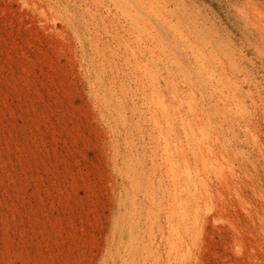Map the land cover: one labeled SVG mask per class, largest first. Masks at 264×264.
I'll list each match as a JSON object with an SVG mask.
<instances>
[{
	"label": "rangeland",
	"instance_id": "obj_1",
	"mask_svg": "<svg viewBox=\"0 0 264 264\" xmlns=\"http://www.w3.org/2000/svg\"><path fill=\"white\" fill-rule=\"evenodd\" d=\"M99 1L0 0V264H99L105 253L117 208L114 172L107 128L88 94L92 50L84 40L94 21L104 36L111 26L85 11L112 16L125 2ZM167 1L233 54L246 92L250 85L264 96V0ZM119 15L114 25L125 24ZM243 140L237 146L247 153L254 147ZM252 153L239 154L237 168L250 171L264 195V158ZM242 191L252 211L264 208L252 188ZM212 210L195 264H264L261 232L243 210L234 203Z\"/></svg>",
	"mask_w": 264,
	"mask_h": 264
},
{
	"label": "bare ground",
	"instance_id": "obj_2",
	"mask_svg": "<svg viewBox=\"0 0 264 264\" xmlns=\"http://www.w3.org/2000/svg\"><path fill=\"white\" fill-rule=\"evenodd\" d=\"M122 1L112 16L85 11L111 26L104 36L94 21L84 40L92 50L88 94L107 128L117 204L99 264H195L207 212L228 203L258 227L264 247V208L252 211L242 186L264 195L250 171L237 168L239 154L264 158V96L250 85L245 91L233 54L178 4ZM119 13L124 25H114ZM242 139L254 148L246 153L237 146Z\"/></svg>",
	"mask_w": 264,
	"mask_h": 264
}]
</instances>
